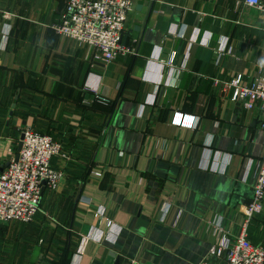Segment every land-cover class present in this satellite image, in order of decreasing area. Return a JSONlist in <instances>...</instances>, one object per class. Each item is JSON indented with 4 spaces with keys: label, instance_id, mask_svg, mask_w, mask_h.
<instances>
[{
    "label": "crops",
    "instance_id": "0c3cea01",
    "mask_svg": "<svg viewBox=\"0 0 264 264\" xmlns=\"http://www.w3.org/2000/svg\"><path fill=\"white\" fill-rule=\"evenodd\" d=\"M66 1L0 0V166L31 127L60 142L65 175L30 224L0 222V264H221L210 249L242 232L264 154V116L225 83L264 72L263 14L244 0H135L133 52L104 62L52 29ZM98 82L113 105L93 98ZM247 236L264 245V211Z\"/></svg>",
    "mask_w": 264,
    "mask_h": 264
},
{
    "label": "built area",
    "instance_id": "2783aa9c",
    "mask_svg": "<svg viewBox=\"0 0 264 264\" xmlns=\"http://www.w3.org/2000/svg\"><path fill=\"white\" fill-rule=\"evenodd\" d=\"M135 0H67L60 18L51 27L59 35L67 36L93 48V59L110 62L119 54L132 53L133 49L123 44L125 24ZM250 7L258 9L264 17V0H244ZM264 27V20H263ZM230 53L231 47L223 43L218 50ZM169 64L172 61L168 62ZM219 82L216 80L215 85ZM102 83L89 87L93 98L110 103L102 94ZM228 97L248 110L257 109L264 116V72L259 68L257 76L246 81L243 74L236 75L225 83ZM173 123L194 127L195 116L175 113ZM264 129V122H260ZM208 146L211 145L209 141ZM62 154L60 142L52 135L40 133L34 128L24 129L22 147L18 160L14 158L0 172V222L12 221L28 224L40 211L43 189H56L62 172L52 165V158ZM224 165L220 170L224 171ZM46 181V185H44ZM264 211V154L260 160V175L253 189V196L245 206L246 217L242 232L232 237H223L222 242L210 249V254L220 257L221 264H264V245L254 244L247 236V225L252 218ZM96 216L103 211L97 209ZM112 226L111 222H107Z\"/></svg>",
    "mask_w": 264,
    "mask_h": 264
},
{
    "label": "water",
    "instance_id": "95a60500",
    "mask_svg": "<svg viewBox=\"0 0 264 264\" xmlns=\"http://www.w3.org/2000/svg\"><path fill=\"white\" fill-rule=\"evenodd\" d=\"M127 40H128V34H124L123 35V44H127ZM17 98V97H16ZM24 138V130L21 132V135H20V141L18 143V147H17V153L14 157V160L17 161L18 160V157H19V151L21 150V147H22V140ZM10 161L6 162L5 164L1 165L0 166V172L3 171V168L6 167L8 164H9ZM44 184H46V181L43 182Z\"/></svg>",
    "mask_w": 264,
    "mask_h": 264
},
{
    "label": "trees",
    "instance_id": "16d2710c",
    "mask_svg": "<svg viewBox=\"0 0 264 264\" xmlns=\"http://www.w3.org/2000/svg\"><path fill=\"white\" fill-rule=\"evenodd\" d=\"M97 101V100H96ZM98 102V101H97ZM109 105H113V102H110V103H108ZM107 104V105H108ZM35 129V128H34ZM36 131H38V132H40V133H46V134H50L49 132H46V131H42V130H38V129H35ZM50 135H52V134H50ZM53 136V135H52ZM53 138L55 139V137L53 136Z\"/></svg>",
    "mask_w": 264,
    "mask_h": 264
},
{
    "label": "rangeland",
    "instance_id": "374dc122",
    "mask_svg": "<svg viewBox=\"0 0 264 264\" xmlns=\"http://www.w3.org/2000/svg\"><path fill=\"white\" fill-rule=\"evenodd\" d=\"M62 155H63V154H62ZM59 171L62 172V170H59ZM64 176H65V175H64V172H62V179H63ZM62 179H61V180H62ZM61 180H60V181H61ZM10 223H11V222H10ZM14 223H15V222H14ZM16 223H17V222H16ZM30 223H31V222H30ZM30 223H29V224H30ZM22 225H23V224H22ZM18 227H19V225H17V228H18ZM15 230H17V229H15ZM32 244H33V243H28V245H32Z\"/></svg>",
    "mask_w": 264,
    "mask_h": 264
}]
</instances>
